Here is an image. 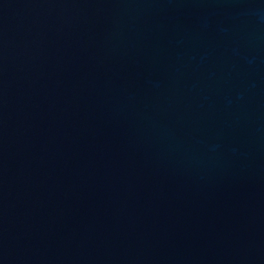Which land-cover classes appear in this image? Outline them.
Wrapping results in <instances>:
<instances>
[{"label":"water","instance_id":"obj_1","mask_svg":"<svg viewBox=\"0 0 264 264\" xmlns=\"http://www.w3.org/2000/svg\"><path fill=\"white\" fill-rule=\"evenodd\" d=\"M0 264H264V0H0Z\"/></svg>","mask_w":264,"mask_h":264}]
</instances>
